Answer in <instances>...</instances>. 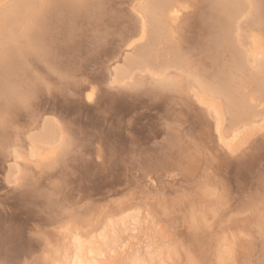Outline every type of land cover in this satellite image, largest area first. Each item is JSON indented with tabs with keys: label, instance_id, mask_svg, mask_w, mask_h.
<instances>
[{
	"label": "rangeland",
	"instance_id": "1",
	"mask_svg": "<svg viewBox=\"0 0 264 264\" xmlns=\"http://www.w3.org/2000/svg\"><path fill=\"white\" fill-rule=\"evenodd\" d=\"M142 1L110 0L101 45L92 47L82 33L60 52L62 67H78V81L68 92L41 94L29 113L18 116L20 133L0 138V264H42L46 243L63 224L89 221L131 201L172 211L185 246L202 261L209 233H195L185 221L203 185L219 196L212 230L242 232L233 264H264V133L235 157L223 155L209 121L184 91L195 79L220 82L216 61L233 74L230 52L212 45L217 25L208 17L226 16L212 9V0H180L186 7L171 41L147 38L128 53L126 44L138 30L133 10ZM247 1L233 26L243 31L251 16L264 14V0ZM233 39L238 46L239 37ZM144 45H150L152 68L134 67L131 79L113 83L114 70ZM170 49L183 56L193 76L176 69ZM159 69L163 75L152 74ZM162 76L179 82L161 86ZM233 76L229 87L237 88L236 96L264 101V92L254 94L248 69ZM45 122L60 138L59 147L48 163L34 168L26 150ZM14 162L19 171L10 175Z\"/></svg>",
	"mask_w": 264,
	"mask_h": 264
},
{
	"label": "bare ground",
	"instance_id": "2",
	"mask_svg": "<svg viewBox=\"0 0 264 264\" xmlns=\"http://www.w3.org/2000/svg\"><path fill=\"white\" fill-rule=\"evenodd\" d=\"M144 2L133 10L138 30L136 37L126 44L128 53L147 38L153 42L168 43L184 12L185 5L180 0H149L143 5ZM244 4V0H212V9L226 16L224 21L214 15L208 16L217 25L212 45L215 49L230 52L229 70H234L229 72L234 74L249 70V81L254 83V94L258 95L264 92V14L258 12L251 16L247 31L240 29L238 24L233 27L236 24L234 21L246 9ZM234 37H239L238 46ZM149 47L144 45L127 57L123 66L110 75L113 83H125L131 79L134 67L152 68ZM170 53L177 70L187 77L194 75L188 72L183 56L174 49H170ZM216 62V69L224 77L220 82L210 85L195 79L192 84L184 86V91L209 121L219 151L225 156L235 157L246 149L254 137L264 133V101L254 103L253 95L243 100L236 96L234 92L237 88L233 90L229 87L235 76L224 72ZM162 72L159 69L152 74L161 75ZM177 77L180 78L179 75ZM157 82L168 87L179 81L163 77ZM239 82L242 83V79ZM90 97L91 94L88 95ZM52 128L51 123L45 122L38 134L30 137L26 153L28 163L34 168L48 163L56 154L60 138ZM18 171L14 162L10 175ZM218 198L215 189L201 186L198 200L190 204L185 221L193 232L209 233V250L202 261L185 246L172 211L158 204L131 201L121 202L117 208L101 212L89 221L63 224L56 230L53 240L46 243L42 264H233L242 232L212 230L220 214Z\"/></svg>",
	"mask_w": 264,
	"mask_h": 264
},
{
	"label": "clouds",
	"instance_id": "3",
	"mask_svg": "<svg viewBox=\"0 0 264 264\" xmlns=\"http://www.w3.org/2000/svg\"><path fill=\"white\" fill-rule=\"evenodd\" d=\"M110 0H0V138L13 139L16 123L41 94L68 92L78 67L61 66L62 49L87 33L101 45Z\"/></svg>",
	"mask_w": 264,
	"mask_h": 264
}]
</instances>
